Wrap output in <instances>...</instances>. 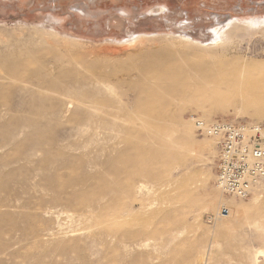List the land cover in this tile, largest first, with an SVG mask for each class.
<instances>
[{
    "label": "rangeland",
    "instance_id": "374dc122",
    "mask_svg": "<svg viewBox=\"0 0 264 264\" xmlns=\"http://www.w3.org/2000/svg\"><path fill=\"white\" fill-rule=\"evenodd\" d=\"M195 119L264 124V0H0V264H264Z\"/></svg>",
    "mask_w": 264,
    "mask_h": 264
},
{
    "label": "built area",
    "instance_id": "2783aa9c",
    "mask_svg": "<svg viewBox=\"0 0 264 264\" xmlns=\"http://www.w3.org/2000/svg\"><path fill=\"white\" fill-rule=\"evenodd\" d=\"M199 132L219 139L216 187L227 196L249 199L264 183V124L195 119ZM230 211L222 206L221 218Z\"/></svg>",
    "mask_w": 264,
    "mask_h": 264
},
{
    "label": "bare ground",
    "instance_id": "6f19581e",
    "mask_svg": "<svg viewBox=\"0 0 264 264\" xmlns=\"http://www.w3.org/2000/svg\"><path fill=\"white\" fill-rule=\"evenodd\" d=\"M104 166V164L102 165V167ZM102 194H103V192H101ZM101 200H98L96 203H94V204H89V205H85V207L83 208V209H81L80 211L79 210H77L76 208H75V206L76 205H74V203L73 202H71V201H65V202H63V207H65L64 208V210H62V211H59L60 213H62V215L64 214H66V215H68V217H72V216H76V217H78V218H85V217H89V218H91V217H93L92 216V213H93V211H92V208H96L97 206H104L103 208H102V210H103V212L105 211V209H106V206H107V202H105L104 204H101L100 205V203H98V202H100ZM114 202H115V200H109V204L110 203H112V204H114ZM108 204V205H109ZM77 207V206H76ZM83 207V206H82ZM101 212V211H100ZM99 212V213H100ZM59 213V215H61ZM87 213V214H86ZM101 215V214H100ZM118 216V212L116 211V210H112L111 211V213L109 214V217H117ZM100 217V216H99ZM105 217H107V216H105ZM101 218H102V216H101ZM87 220V219H86Z\"/></svg>",
    "mask_w": 264,
    "mask_h": 264
}]
</instances>
